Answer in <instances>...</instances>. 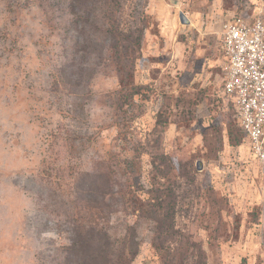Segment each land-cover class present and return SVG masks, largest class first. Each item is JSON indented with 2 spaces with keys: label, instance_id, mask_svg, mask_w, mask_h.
Here are the masks:
<instances>
[{
  "label": "rangeland",
  "instance_id": "rangeland-1",
  "mask_svg": "<svg viewBox=\"0 0 264 264\" xmlns=\"http://www.w3.org/2000/svg\"><path fill=\"white\" fill-rule=\"evenodd\" d=\"M41 1L0 0V264L61 261L68 224L50 182L110 151L133 158L141 199L162 201L159 218L200 244L205 264H264V165L224 90L220 38L225 20L251 17L264 0H111L123 29L142 30L126 85L117 57L98 52L101 31ZM114 209L113 235L137 222L132 264H159L149 220Z\"/></svg>",
  "mask_w": 264,
  "mask_h": 264
},
{
  "label": "trees",
  "instance_id": "trees-1",
  "mask_svg": "<svg viewBox=\"0 0 264 264\" xmlns=\"http://www.w3.org/2000/svg\"><path fill=\"white\" fill-rule=\"evenodd\" d=\"M38 1L41 6L42 1ZM44 6L51 12L67 10L74 26L82 23L92 28V31H101L108 43L101 45L98 52L105 49L108 56L117 57L119 82L128 84L132 76V58L134 61L140 54L142 30L123 29L121 23L113 18L117 8L113 7L111 0H55L46 2ZM79 12L83 13V19ZM96 20L101 22L99 28L95 26ZM73 45L76 46L75 41ZM66 78L71 82L69 77ZM62 80L56 75L54 84L59 85L63 83ZM135 164L133 158L120 159L119 155L110 151L98 156L90 171L73 174L66 184L63 185L62 176V181L54 177V183L50 182V191L61 199L68 224L63 233L58 232L59 237L65 240L60 242L61 261L58 264H132L139 247L135 220L143 218L154 227L153 247L159 256V264H205L206 254L202 246L178 234L173 228L172 219L165 222L159 218L162 201L144 202L141 199L139 188L135 185L137 173L133 169L128 170ZM49 172L45 173L52 177ZM117 173L125 178V184L115 190L113 187L117 183L113 184L112 178ZM116 205L128 206L135 222L132 226L127 225L118 236L113 235L109 227ZM160 228H165V233L162 232L164 237ZM164 243H167L166 247Z\"/></svg>",
  "mask_w": 264,
  "mask_h": 264
},
{
  "label": "built area",
  "instance_id": "built-area-1",
  "mask_svg": "<svg viewBox=\"0 0 264 264\" xmlns=\"http://www.w3.org/2000/svg\"><path fill=\"white\" fill-rule=\"evenodd\" d=\"M220 37L226 60L224 90L233 97L254 158L264 165V6L251 17L225 20Z\"/></svg>",
  "mask_w": 264,
  "mask_h": 264
},
{
  "label": "water",
  "instance_id": "water-1",
  "mask_svg": "<svg viewBox=\"0 0 264 264\" xmlns=\"http://www.w3.org/2000/svg\"><path fill=\"white\" fill-rule=\"evenodd\" d=\"M179 18H180V21L184 24H188L189 23V20L187 19V17L185 16V14L183 12H180L179 13Z\"/></svg>",
  "mask_w": 264,
  "mask_h": 264
},
{
  "label": "crops",
  "instance_id": "crops-1",
  "mask_svg": "<svg viewBox=\"0 0 264 264\" xmlns=\"http://www.w3.org/2000/svg\"><path fill=\"white\" fill-rule=\"evenodd\" d=\"M220 31H221V29H220ZM221 38V37H220ZM225 57V56H224Z\"/></svg>",
  "mask_w": 264,
  "mask_h": 264
}]
</instances>
